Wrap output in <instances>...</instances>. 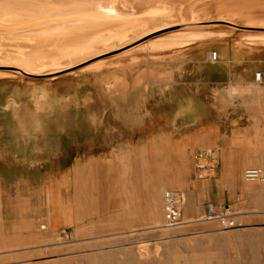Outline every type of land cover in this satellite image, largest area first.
Listing matches in <instances>:
<instances>
[{
  "label": "rangeland",
  "instance_id": "rangeland-1",
  "mask_svg": "<svg viewBox=\"0 0 264 264\" xmlns=\"http://www.w3.org/2000/svg\"><path fill=\"white\" fill-rule=\"evenodd\" d=\"M259 1L165 0V19L57 63L1 44L0 264H264V182L244 177L264 173ZM201 121L213 142L190 158L174 144ZM166 190L186 196L175 230Z\"/></svg>",
  "mask_w": 264,
  "mask_h": 264
},
{
  "label": "bare ground",
  "instance_id": "bare-ground-1",
  "mask_svg": "<svg viewBox=\"0 0 264 264\" xmlns=\"http://www.w3.org/2000/svg\"><path fill=\"white\" fill-rule=\"evenodd\" d=\"M165 5V0H0V46L8 39L14 40L15 45L24 48V54L19 55L20 49L13 54L22 56L23 60L40 64L66 61L100 45L126 39L165 19ZM251 5L253 9L247 11V17L264 19V0ZM150 9L155 15H146ZM170 49L172 55L182 50Z\"/></svg>",
  "mask_w": 264,
  "mask_h": 264
},
{
  "label": "built area",
  "instance_id": "built-area-1",
  "mask_svg": "<svg viewBox=\"0 0 264 264\" xmlns=\"http://www.w3.org/2000/svg\"><path fill=\"white\" fill-rule=\"evenodd\" d=\"M218 53L212 55V61H216ZM255 81L264 84V70L258 71L255 75ZM245 180L249 182L263 181L264 173L257 168H250L244 172ZM165 225L170 229H177L184 223L183 208L186 203V196L180 191L166 190L163 195ZM212 211V210H211ZM213 214V212H212ZM222 227L226 230L237 226L235 220H229L226 217L219 218Z\"/></svg>",
  "mask_w": 264,
  "mask_h": 264
},
{
  "label": "crops",
  "instance_id": "crops-1",
  "mask_svg": "<svg viewBox=\"0 0 264 264\" xmlns=\"http://www.w3.org/2000/svg\"><path fill=\"white\" fill-rule=\"evenodd\" d=\"M200 123L196 128L198 130H195L194 132L186 135L183 139L179 138V141L174 144L178 152H181L182 150L186 153L191 155L194 151L198 149V147H207L210 146L213 142V137L215 135V131H213V127L210 124H205L204 122H198ZM97 161H92V170L97 171L96 163ZM81 166L85 169L86 164L84 162L80 163ZM28 197V200H30V197ZM13 196L11 194L6 193V196L3 197V200L5 201H12Z\"/></svg>",
  "mask_w": 264,
  "mask_h": 264
}]
</instances>
